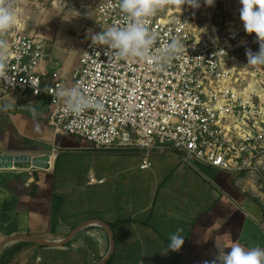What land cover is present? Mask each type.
<instances>
[{"label":"crops","instance_id":"0c3cea01","mask_svg":"<svg viewBox=\"0 0 264 264\" xmlns=\"http://www.w3.org/2000/svg\"><path fill=\"white\" fill-rule=\"evenodd\" d=\"M91 2L52 0L41 12L50 31L43 33L47 47L41 69L58 72L68 87L91 36L100 33ZM23 31L18 18L2 38ZM78 39L81 48L72 49ZM50 118L46 94L33 98L30 91L14 92L0 104V154L50 155L49 169L0 170V245L11 237L58 244L88 224L63 246L9 243L0 251V264H98L112 240L115 248L106 264H202L221 258L233 243L264 248L262 170L233 174L182 162L170 152H152L151 168L141 169L144 152L96 150L80 137L55 134ZM101 155L110 158L104 169L100 163H75ZM117 159L121 166L112 164ZM178 227L184 229L183 248L161 255Z\"/></svg>","mask_w":264,"mask_h":264},{"label":"built area","instance_id":"2783aa9c","mask_svg":"<svg viewBox=\"0 0 264 264\" xmlns=\"http://www.w3.org/2000/svg\"><path fill=\"white\" fill-rule=\"evenodd\" d=\"M92 6L99 32L123 26L118 0H92ZM182 10L166 5L150 18L148 27L157 34L152 55L173 38L183 45L163 71L154 61L121 58L90 42L69 87L58 72L42 71L47 47L42 37L9 35L0 104L14 92L46 94L55 134L80 137L99 151H142L141 169L151 168L152 152H170L182 162L233 174L264 172V72L238 53L248 40L239 12L236 22L193 26ZM60 87H78L103 107L69 113L52 94Z\"/></svg>","mask_w":264,"mask_h":264},{"label":"clouds","instance_id":"9594fccd","mask_svg":"<svg viewBox=\"0 0 264 264\" xmlns=\"http://www.w3.org/2000/svg\"><path fill=\"white\" fill-rule=\"evenodd\" d=\"M207 6H213L215 0H204ZM239 16L244 30L248 34H255L259 50L246 51L247 65H264V0H239ZM16 0H0V79H8L9 49L7 40L3 34L11 31L17 23L15 13ZM188 4L193 8L200 7V0H118V7L123 13V26L114 24L107 30L91 36L94 45H106L111 51L121 57H138L149 62H155L156 67L163 71L165 66L183 50V45L178 38H173L170 43L165 44L158 55H152L151 49L157 34L152 32L148 25L151 17L166 5L181 7ZM246 65V66H247ZM65 103V111L79 115L89 107L102 109L103 105L94 103L84 96L78 87H60L52 93ZM33 119L37 115L35 108H31ZM39 130V124L36 125ZM184 229L178 227L175 232L170 233L168 244L162 250L161 255L167 256L169 252H179L184 244L185 237L182 235ZM202 264H264V248L259 245L245 248L239 243H233L230 250L225 252L221 258L204 260Z\"/></svg>","mask_w":264,"mask_h":264},{"label":"rangeland","instance_id":"374dc122","mask_svg":"<svg viewBox=\"0 0 264 264\" xmlns=\"http://www.w3.org/2000/svg\"><path fill=\"white\" fill-rule=\"evenodd\" d=\"M237 0H215V3L213 6H207L204 3V0H200V7L199 8H193L189 6L188 4H184L182 13L185 15L188 20L193 23V26L195 25H204L206 23L212 22L214 24H224L225 22H236V19L234 18L235 11L239 12L240 3H236ZM52 3V0H16L15 4V13L18 18L22 19L23 25H24V35L30 33L31 31L37 30L38 33H36V36L39 35V37H42L46 42V38L43 37L45 32L50 33L48 22L43 20L45 13H41L42 9L45 7L47 8ZM92 5V2L90 3ZM176 6H173L175 8ZM93 8V6H92ZM239 16V14H238ZM240 19V16H239ZM83 21L84 20L83 18ZM53 25H57V22L52 23ZM35 33V32H34ZM246 37H248V40H244L246 45L242 46L240 48V53L242 55V59L247 62V56L246 51L248 49H251L253 52H257L259 50V44L256 42V36L255 34H248L245 32L244 34ZM243 35V37H244ZM28 36V35H26ZM83 40L78 39L76 42H74L72 49H78L81 48V43ZM253 68H257V70H262L264 72V65H251ZM264 77V76H263ZM69 80V79H68ZM69 82V81H68ZM113 158V156L111 157ZM117 158V157H116ZM110 158H108V155H101L94 158H91L90 160L86 159V163H84V157L81 158V160H78L75 163H78L77 166L83 165H90L92 167L97 166L99 163V167H107V162ZM112 164H115L117 166H121L120 159L118 160H111ZM115 167V166H113Z\"/></svg>","mask_w":264,"mask_h":264},{"label":"water","instance_id":"95a60500","mask_svg":"<svg viewBox=\"0 0 264 264\" xmlns=\"http://www.w3.org/2000/svg\"><path fill=\"white\" fill-rule=\"evenodd\" d=\"M49 162H50L49 154H44L39 157H32L28 154L15 155V156L7 155V154H0V170H11V169L28 170L30 168L49 169ZM87 224L88 223L83 224L79 226L77 229H75L71 233L69 238H67L62 243L52 244V243L45 242L43 240L34 239L31 237H23V238L22 237H11L2 242V244L0 245V251L3 247L8 245L9 243L19 241V240H28V241L38 242L46 246H63L67 244L77 234V232L81 230L83 227H85ZM103 227L108 232V234L110 235V238L112 239L113 235H112L110 228L106 224H104ZM114 248H115V244H114V241L112 240L111 249H110L109 254L107 255L106 258H104L98 264H106L109 261L111 255L113 254Z\"/></svg>","mask_w":264,"mask_h":264},{"label":"trees","instance_id":"16d2710c","mask_svg":"<svg viewBox=\"0 0 264 264\" xmlns=\"http://www.w3.org/2000/svg\"><path fill=\"white\" fill-rule=\"evenodd\" d=\"M111 257H112V255H111ZM111 257H110V259H111ZM110 259H109V260H110ZM108 262H109V261H108ZM108 262H107V263H108Z\"/></svg>","mask_w":264,"mask_h":264}]
</instances>
